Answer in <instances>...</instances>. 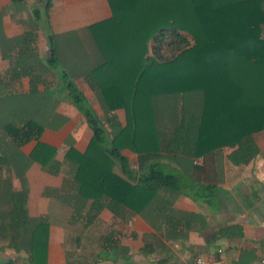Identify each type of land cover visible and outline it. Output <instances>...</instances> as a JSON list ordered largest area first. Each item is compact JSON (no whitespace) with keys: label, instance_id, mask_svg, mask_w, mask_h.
<instances>
[{"label":"trees","instance_id":"trees-1","mask_svg":"<svg viewBox=\"0 0 264 264\" xmlns=\"http://www.w3.org/2000/svg\"><path fill=\"white\" fill-rule=\"evenodd\" d=\"M43 1L47 12L50 0ZM106 2L110 17L90 27L102 62L85 81L104 112L123 110L125 124L105 129L67 75L58 71L66 100L91 132L82 154L66 153L75 165L77 193L92 201L95 213L104 206L103 198L140 213L158 190L170 197L215 199L218 190L190 181L182 165L222 147L231 149L227 159L236 166L259 154L252 135L264 130V39L260 37L264 0ZM57 67L50 49L45 68L56 71ZM195 93H200L201 106L192 110L184 98ZM32 94L33 88L27 96ZM163 96L180 100V113L169 126L158 121L157 98ZM29 127L40 130V125L28 122L5 124L2 129L15 138ZM121 150L137 155L136 172L129 169ZM52 153L38 144L30 157L42 162L40 155L48 159ZM177 154L182 158L175 161L180 170L161 163L162 155L173 162ZM114 166L120 175L113 172ZM48 167L52 173V163ZM16 175L21 178V173ZM25 200V193L12 191L8 181L0 186V241L15 253L23 252L28 264H44L46 225L28 217ZM215 236L241 237L242 230L225 226Z\"/></svg>","mask_w":264,"mask_h":264},{"label":"crops","instance_id":"crops-1","mask_svg":"<svg viewBox=\"0 0 264 264\" xmlns=\"http://www.w3.org/2000/svg\"><path fill=\"white\" fill-rule=\"evenodd\" d=\"M44 9L43 0H0V186L8 181L12 191H23L28 217L45 223L44 264H189L197 256L215 259L217 264H264V130L252 135L259 154L246 165H232L227 147L183 163L190 181L218 190L215 199L170 197L158 190L140 213L105 198L95 213L92 201L77 193L75 165L66 153L82 154L91 132L66 100L58 71L67 75L105 129L124 126L123 110L104 112L85 81L87 73L102 62L90 27L108 20L110 10L106 0H50L47 12ZM46 29L51 44L88 36L95 52L72 53L64 60L56 46L58 69L48 70ZM260 37L264 39V24ZM74 69L77 72L72 74ZM31 75L40 80H31ZM31 88L33 94L27 96ZM24 122L40 125V130L29 127L30 137L22 143L2 129L5 124ZM159 125L169 126V122L160 118ZM38 144L53 150L48 159L40 155L44 165L30 157ZM14 151L25 157L16 170L11 164ZM120 152L136 172L137 155ZM162 157L161 163L180 170L175 163L182 159L180 154L173 162ZM113 172L120 175L117 166ZM234 225L241 228V237L215 236L222 227ZM5 261L28 264L23 252L15 253L0 241V263Z\"/></svg>","mask_w":264,"mask_h":264},{"label":"rangeland","instance_id":"rangeland-1","mask_svg":"<svg viewBox=\"0 0 264 264\" xmlns=\"http://www.w3.org/2000/svg\"><path fill=\"white\" fill-rule=\"evenodd\" d=\"M43 10L41 11V14L43 15ZM47 29L46 31H44V35H47ZM87 38L84 39L82 37H79V39L77 38V40H74L75 37L71 38L68 41H63V43H55V44H51L50 43V36L47 35L46 39L48 41V49H47V53L49 54L50 49H56L57 46V52L59 55V58H69L70 55L73 53H77V54H88V53H93L95 52L94 48H93V44L91 42V39L86 36ZM73 40V42H72ZM46 53V54H47ZM72 74L76 73L77 70L74 69L71 71ZM186 100V105L188 108H191L192 110H196L201 106V96L200 93H195V94H191V95H187L186 98H184ZM157 102L160 106H158L157 104V113H158V121L160 122V118H164L165 122H170L172 119H174V116H176L178 113H180V100L176 97H172V96H163V97H159L157 98ZM161 113V114H160ZM163 114V115H162ZM32 130L26 129V130H22L19 135L16 137V140L19 141V143H22L24 141V139L28 136L30 137ZM12 160H11V164L13 165V169H19L22 166V163L25 160V157L23 155H21L19 153V151H14L11 154ZM261 175L262 177L264 176V170H261ZM262 180L264 181V177L262 178ZM0 207H1V203H0Z\"/></svg>","mask_w":264,"mask_h":264},{"label":"built area","instance_id":"built-area-1","mask_svg":"<svg viewBox=\"0 0 264 264\" xmlns=\"http://www.w3.org/2000/svg\"><path fill=\"white\" fill-rule=\"evenodd\" d=\"M218 262L215 259H209L202 256H197L189 264H217ZM263 263V261H261Z\"/></svg>","mask_w":264,"mask_h":264},{"label":"clouds","instance_id":"clouds-1","mask_svg":"<svg viewBox=\"0 0 264 264\" xmlns=\"http://www.w3.org/2000/svg\"><path fill=\"white\" fill-rule=\"evenodd\" d=\"M249 44L251 45V42H249Z\"/></svg>","mask_w":264,"mask_h":264}]
</instances>
